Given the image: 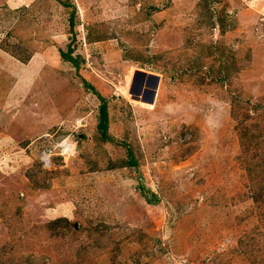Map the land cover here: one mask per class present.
I'll return each mask as SVG.
<instances>
[{"label": "rangeland", "instance_id": "374dc122", "mask_svg": "<svg viewBox=\"0 0 264 264\" xmlns=\"http://www.w3.org/2000/svg\"><path fill=\"white\" fill-rule=\"evenodd\" d=\"M6 3L0 264H264V0Z\"/></svg>", "mask_w": 264, "mask_h": 264}, {"label": "trees", "instance_id": "16d2710c", "mask_svg": "<svg viewBox=\"0 0 264 264\" xmlns=\"http://www.w3.org/2000/svg\"><path fill=\"white\" fill-rule=\"evenodd\" d=\"M27 8V7H26ZM20 10V9H16ZM15 10V11H16ZM70 25L74 27V19L71 17L70 19ZM72 50L70 49L67 53L60 50V55L61 57L67 61L72 63L76 68H78V63L75 59L72 58L71 56ZM99 99L101 100V107H100V113H99V125H98V130L100 131L102 137L104 139L108 138V131H109V115H108V103L107 101L101 97V95L95 93ZM232 109H231V117L236 121V119H241L243 117L244 120L240 121L238 126H242L247 123V122H252L253 124V129H257V120L260 119L264 121V107L262 108L260 105L252 103L251 101H247L248 107L245 106V104H241L238 102L232 101ZM240 108V109H239ZM261 108L263 111H261ZM253 111V112H252ZM244 121H246L244 123ZM248 128V127H247ZM243 142L246 144V142H251L253 140H258V139H264V134L260 133L259 135H254L253 131H249L248 129H245L243 132ZM250 144H247L249 146ZM132 157V154L130 155ZM133 158V157H132ZM131 158V167H136L137 163L134 161V159Z\"/></svg>", "mask_w": 264, "mask_h": 264}, {"label": "built area", "instance_id": "2783aa9c", "mask_svg": "<svg viewBox=\"0 0 264 264\" xmlns=\"http://www.w3.org/2000/svg\"><path fill=\"white\" fill-rule=\"evenodd\" d=\"M68 141H70V142H68ZM71 143L75 144L74 149H73V146H72ZM67 144H71V146L68 147V148L65 147V145H67ZM76 146H77V144L74 143V141H72V140H70V139H67V140L64 141V142L62 143V145H61L63 153H64V154H68V155L71 154L73 151H75ZM51 158H52V154H49V155L43 154V156H42V158H41V159H42V163H43L44 165H49V164L52 162Z\"/></svg>", "mask_w": 264, "mask_h": 264}, {"label": "crops", "instance_id": "0c3cea01", "mask_svg": "<svg viewBox=\"0 0 264 264\" xmlns=\"http://www.w3.org/2000/svg\"><path fill=\"white\" fill-rule=\"evenodd\" d=\"M37 0H31V1H25V0H6V6H8V8L10 9H14L17 7V5H21L20 7L22 8V6H26L27 4H30V3H33ZM19 3V4H18ZM15 5V6H12V5ZM19 8V7H18Z\"/></svg>", "mask_w": 264, "mask_h": 264}, {"label": "bare ground", "instance_id": "6f19581e", "mask_svg": "<svg viewBox=\"0 0 264 264\" xmlns=\"http://www.w3.org/2000/svg\"><path fill=\"white\" fill-rule=\"evenodd\" d=\"M25 1H27V0H25ZM28 1H31V0H28Z\"/></svg>", "mask_w": 264, "mask_h": 264}]
</instances>
